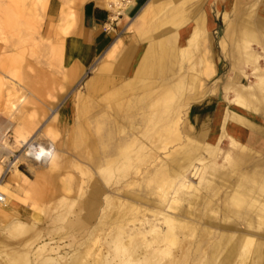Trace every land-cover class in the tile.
I'll use <instances>...</instances> for the list:
<instances>
[{
	"label": "rangeland",
	"instance_id": "374dc122",
	"mask_svg": "<svg viewBox=\"0 0 264 264\" xmlns=\"http://www.w3.org/2000/svg\"><path fill=\"white\" fill-rule=\"evenodd\" d=\"M36 2L0 0V79L12 68L21 79L15 90L0 84V158L20 156L15 166L28 176L30 191L18 211L0 212V264H68L79 255V264H264V151L249 147V160L220 155L211 161L206 142L217 139L207 136L208 121L198 119L209 104L264 111V78L260 96L247 105L234 102L238 89L223 90L228 80L255 84L258 70L264 71V39L250 38L256 58L253 50L239 49L243 28L264 32L255 3L168 0L141 30L130 29L144 41L137 60L150 50L146 68L123 75L131 55L124 48L130 53L106 75L109 84L88 94L91 68L71 93L69 122L61 123L59 110L39 101L55 100L61 85L66 89L65 45L52 23L45 32V9L28 10ZM202 16L206 43L195 29ZM49 33L56 42L38 43ZM207 58L214 66L210 76L204 74ZM33 109L43 123L30 120ZM53 113L56 121L49 122ZM47 122L60 137L62 161L54 172L29 160L18 134L21 129L45 143ZM3 171L0 163V184L11 174L3 177ZM166 214L175 220L167 237ZM240 236L250 243L228 255Z\"/></svg>",
	"mask_w": 264,
	"mask_h": 264
},
{
	"label": "crops",
	"instance_id": "0c3cea01",
	"mask_svg": "<svg viewBox=\"0 0 264 264\" xmlns=\"http://www.w3.org/2000/svg\"><path fill=\"white\" fill-rule=\"evenodd\" d=\"M167 1L168 0H121L120 2H122L123 5L116 12L109 7L108 0H65L64 2L63 0H38L33 8L28 10L34 12L40 10L43 6L44 8H42L46 10V23H48L44 25L45 32H47L50 23L58 29L59 36L64 41L65 45L62 65L63 81L64 83L69 81L64 93V85H61L59 89H56L58 92L55 100L39 101L42 107L49 109L50 111L52 109L59 110L60 118L63 121L61 123L69 122V117L73 109L71 93L76 90L75 88L81 77L91 68H94V73L90 77V80H88L86 88L88 94H91L103 84H105L104 86L109 84V81L105 80L106 75L108 73L117 72L120 69V65L130 53L129 50H123L124 48L130 49L131 55L127 66L121 68L122 74L129 75L131 71L134 73H141L148 63L147 54H149L150 50H145V53H143L137 60L143 49L144 41H142L136 33L130 31V29L134 27L136 30H141L146 24H148L151 16L160 10ZM246 1L248 3H255L259 17L264 23V0ZM248 6L251 7V4H248ZM68 12H71L72 14L71 19L66 18ZM63 28H66L65 34L62 31ZM195 29L196 31H203L202 33L204 35L201 36V38L206 43L205 17L202 16L196 20ZM195 33L193 36L194 40H196ZM47 37L51 38L53 41ZM55 39H57L56 35L52 33L45 34L44 36L40 35L38 43L46 44L56 42ZM176 43L177 41L175 38L170 40V45H173V47H176ZM205 53L204 50V56ZM171 58L172 54H170V59ZM171 62H173L172 59ZM99 65L100 67H98ZM14 69L18 70L20 76L18 68L8 70L0 79L2 88L9 90L10 88L14 89V86L7 81L9 73ZM204 72L206 76H210L214 72V66L208 58L205 60ZM0 74H2L1 70ZM18 85H20V82ZM203 88L204 81H200L198 83V90L203 91ZM208 106L209 109H207L209 111L207 109L204 110L201 114L202 116L198 119L199 122L202 119L208 121L207 136H211L212 139L217 140L216 142L206 143L215 144L221 139V137L224 138V135L226 134L227 137H232V139L240 142L241 145L244 144L248 149H250L249 147H252L256 150L264 151V111L247 109V111L243 113L239 110H232L223 104H216L213 107H210L209 104ZM228 114L229 117H227ZM54 116L56 117L57 114L53 113L49 122L56 121ZM38 117L39 115L35 109L30 111L29 118L31 121L43 123L44 120H41ZM47 126L48 122L45 124V128ZM55 131L57 133V145H59V133L56 129ZM21 132L23 133L20 129L18 134H21ZM222 132L223 134H221ZM57 154L58 157L55 164L56 169L54 171L59 168L62 161L60 153L58 152ZM25 177L28 176L25 174Z\"/></svg>",
	"mask_w": 264,
	"mask_h": 264
},
{
	"label": "bare ground",
	"instance_id": "6f19581e",
	"mask_svg": "<svg viewBox=\"0 0 264 264\" xmlns=\"http://www.w3.org/2000/svg\"><path fill=\"white\" fill-rule=\"evenodd\" d=\"M106 1V0H105ZM43 2V1H42ZM47 2V1H46ZM70 2V1H69ZM44 3V2H43ZM108 4H109V7L111 9H114V11L117 12L118 9H120V0H108ZM107 4V6H108ZM38 5V4H37ZM43 7V6H42ZM41 7V8H42ZM44 8V7H43ZM42 8V9H43ZM72 17V14L71 12H68L66 14V18L67 19H71ZM250 22V21H248ZM135 23V22H134ZM254 26V25H253ZM259 26V25H258ZM247 27V26H246ZM250 27V26H249ZM63 33L65 34L66 33V28H63ZM243 31V37L244 38V47L242 48H239L241 52L243 53H246V54H249L250 51L253 50L252 54L253 56L251 57H258L257 54H258V51L255 50L252 46H250L251 44V40H257L258 43L263 41L264 39V32L262 29H248V28H243L242 29ZM250 38H252L250 40ZM120 39V38H119ZM250 42V43H249ZM116 44V43H114ZM122 47V46H121ZM119 47V48H121ZM245 54V55H246ZM254 60V59H253ZM256 61V60H255ZM104 63V62H103ZM233 63V62H232ZM102 64V63H101ZM100 67V65L98 66ZM259 67V66H258ZM257 68V66H256ZM96 69V68H95ZM258 70V69H257ZM102 71V69H101ZM99 71V72H101ZM237 71V70H236ZM259 71V74L257 76L258 77V81L255 82V84H251V85H246V84H243V83H232L230 82L231 80H228L227 83H224L223 85V90L227 92V94H231V90L232 89H238L240 91V95L239 97L237 98V100H235L234 102L235 103H238L239 104H243V105H247V102H252V101H256L258 99V97L260 96V93H261V86L263 84V78H264V71L263 70H258ZM103 72V71H102ZM106 73V72H105ZM108 73V72H107ZM231 75V74H230ZM7 77V76H6ZM19 74H18V70L17 69H14L12 70L10 73H9V76L7 78V81L9 84H11L12 86H14V90L16 89L15 87L17 86H20L18 85L19 84ZM233 77V76H232ZM6 79V78H5ZM231 79V78H229ZM90 80V78H89ZM227 81V80H226ZM7 83V84H8ZM179 86V85H178ZM11 87V86H10ZM236 87V88H235ZM87 88V87H86ZM12 90V89H11ZM13 95V94H11ZM23 99V98H22ZM24 100V99H23ZM23 104V102H22ZM32 113V112H31ZM35 113V112H34ZM36 114V113H35ZM34 114V115H35ZM33 116V114H32ZM54 118L56 119V117L54 116ZM53 119V118H52ZM248 121V120H247ZM177 124V123H176ZM177 126V125H176ZM168 130V129H167ZM44 131V135L46 136V138L48 139V141H50V144L52 145V150L50 151V154L47 156V158L45 159V163L48 164V171H54L56 169V160H57V157H58V152L57 149H56V146H57V141H56V131L54 129V127L52 125H48ZM177 133H179V131L176 129L175 130ZM28 132H21V134H19V137L22 139V141L24 143H22L20 140V143L22 144V147H24L26 144L30 143V146L31 147H34L33 145V141L34 140V136L33 135H30L28 136L27 135ZM181 134V133H180ZM226 135V134H225ZM224 135V136H225ZM191 138V137H190ZM182 139V138H181ZM220 139V138H219ZM192 140V139H191ZM184 141V140H183ZM190 142V141H188ZM192 142V141H191ZM223 142H224V138L221 137V139L219 141H217V143H207L208 145V148H206V152H207V156H208V159H210L211 161H215L220 155H230L233 157V159H237L239 160V157L241 158V160H244L245 158V161L246 160H249L247 159L248 156H250V154L248 153V148L241 144H239L236 140L234 139H230L229 140V143L227 145V147H223ZM7 143L5 142L4 144V147H7L8 145H6ZM24 144V145H23ZM225 146V145H224ZM243 150H241V149ZM0 150H1V145H0ZM252 150V149H251ZM42 151L43 152H46V150L42 147ZM252 152V151H251ZM250 152V153H251ZM32 153V151H29L27 154L30 155ZM61 153V152H59ZM248 155V156H247ZM61 156V155H60ZM245 156V157H243ZM4 157L0 158V163L2 164V162L4 161ZM7 160V159H6ZM16 162L14 163L13 165V168L11 169V174L8 176V179L6 182L4 183H1L0 184V195H2V199L0 200V212L2 211H6V210H11V211H18L17 210V206H18V203L19 201L23 200V201H26V199L30 196V191L29 189L26 188L25 184L27 183V180L25 179V174L23 171H21L19 169V167H16L15 166ZM17 165V164H16ZM16 167V168H15ZM260 167H262V163H258L256 166H255V170H259ZM166 170V169H165ZM251 173V170L249 172H247L246 174H250ZM37 179V178H36ZM39 181V179H37ZM172 180V179H171ZM32 183L34 184V181L35 180H31ZM37 182V181H36ZM63 182V181H62ZM65 182V181H64ZM67 185V183H66ZM64 186L63 187V190L67 193L69 190H68V187L67 186ZM185 185V184H184ZM13 188H15V190H13ZM176 192V191H175ZM236 193V192H235ZM231 196V195H230ZM170 203V202H169ZM252 205V204H251ZM131 208V206H130ZM35 214V213H34ZM124 216V214H123ZM122 214H121V217H123ZM126 216V215H125ZM143 217V216H142ZM227 217V216H226ZM229 217V216H228ZM163 220H164V223L166 222L167 223V228L166 229H162L163 231V234H166V237H167V234L169 233L168 231H172L173 230V226L170 224L172 223L173 221H175L173 218H171L169 215H165L162 217ZM175 218V217H174ZM35 220H39L40 217L38 215H36L34 217ZM137 220V219H136ZM142 221V220H141ZM146 221V220H145ZM126 222V221H125ZM180 222V221H179ZM184 223V221H183ZM181 223V224H183ZM169 224V225H168ZM180 224V223H178ZM180 224V225H181ZM170 226V227H169ZM234 228V227H233ZM153 230V229H152ZM228 230H232L231 228L228 229ZM171 235V233H170ZM228 237H230V234H227ZM165 237V236H164ZM227 237V236H226ZM225 237V238H226ZM170 238L172 239V237L170 236ZM169 238V239H170ZM96 239V238H95ZM164 239V238H163ZM168 239V238H166ZM174 240V239H173ZM164 241V240H163ZM232 243V242H231ZM250 243V238H246L244 236H240L235 244L229 249L228 251V255H230V253L232 252L233 248H237L239 246H243L244 248V245H247ZM128 246V245H127ZM248 246V245H247ZM88 254V253H87ZM80 256V255H79ZM79 256H74L71 261L68 263V264H79L80 261H81V257ZM83 257V256H82ZM50 259V258H49ZM138 259V258H137ZM7 262V261H6ZM9 262V261H8ZM100 262V261H99ZM99 262H94L92 264H101ZM43 263V262H42ZM11 264V263H10ZM44 264H53L51 262H46ZM56 264V263H55Z\"/></svg>",
	"mask_w": 264,
	"mask_h": 264
},
{
	"label": "built area",
	"instance_id": "2783aa9c",
	"mask_svg": "<svg viewBox=\"0 0 264 264\" xmlns=\"http://www.w3.org/2000/svg\"><path fill=\"white\" fill-rule=\"evenodd\" d=\"M34 147L30 146V143L26 144L23 147L22 152L25 153V155L29 158L30 161L35 162L38 165H42L45 162V159L47 156L50 154V151L52 150V145L50 142H45V143H39L38 141L32 140ZM42 147L46 150V152L42 151ZM29 151H32L30 155L27 153ZM21 153L20 155H22ZM20 156L18 155H11L9 159L6 161L4 160L2 163H4V171H3V177H5L13 168L14 163L17 161V159ZM19 167V165H18ZM2 199V195H0V200Z\"/></svg>",
	"mask_w": 264,
	"mask_h": 264
}]
</instances>
